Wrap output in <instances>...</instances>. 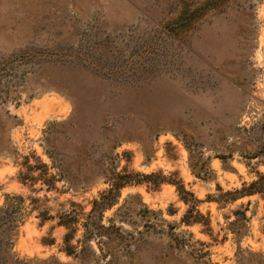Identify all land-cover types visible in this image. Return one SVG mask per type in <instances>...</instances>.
Wrapping results in <instances>:
<instances>
[{"label":"rangeland","instance_id":"1","mask_svg":"<svg viewBox=\"0 0 264 264\" xmlns=\"http://www.w3.org/2000/svg\"><path fill=\"white\" fill-rule=\"evenodd\" d=\"M27 156L56 189L20 181ZM113 170L183 183L201 223L174 183L129 184L120 236L80 225L67 253L31 198L88 212ZM258 172L264 0H0V264H264V193L208 199Z\"/></svg>","mask_w":264,"mask_h":264},{"label":"trees","instance_id":"2","mask_svg":"<svg viewBox=\"0 0 264 264\" xmlns=\"http://www.w3.org/2000/svg\"><path fill=\"white\" fill-rule=\"evenodd\" d=\"M29 161L30 157L27 156L26 161L24 162L26 171L21 172L20 181L24 184L31 182L32 185L42 181V183L47 185V190L51 191L56 189L55 182H57L59 179L56 178L55 175H50V177H47V175H49L48 165L43 163L41 160H38L37 164H30ZM36 172H38V174H36ZM131 176V173H128L127 171H110L105 176V182L109 185V187L103 190L98 197L91 201L92 207L88 212L86 211L85 205L75 200H71L69 201L70 207L67 210L52 214L51 208H39L36 206V204L43 202L42 198H31V200L36 203L34 205V209L38 210L42 223L47 221H56L55 226L64 227L66 229L64 242L68 246L67 253L72 254L74 253L73 249L75 246L71 244V241L74 239L80 225L85 226L87 229V234L92 237H101L106 233L111 237L120 236L119 231L116 232L118 234L114 232H108L109 229L103 224V219L104 212L112 208L118 202L122 188L129 184H142L146 182L158 187L162 183L170 181L165 177L155 179L154 177L157 175L153 173L145 175V180H137ZM170 182L177 186V189L181 195V199L190 206L182 218V223L186 225L201 223V221L195 218L192 214L193 211L198 210V205L201 203V200L195 196L194 192L187 190L183 183L173 181ZM218 190L221 191V194L218 197L209 196L208 199L210 201L227 203L236 201L244 196L264 193V173L258 172V178L256 180L250 184L244 183L239 189L223 192V188L218 185ZM19 198L23 199L21 196ZM237 221L238 220L233 221L232 224H235Z\"/></svg>","mask_w":264,"mask_h":264}]
</instances>
